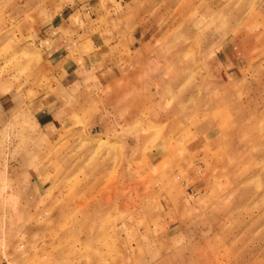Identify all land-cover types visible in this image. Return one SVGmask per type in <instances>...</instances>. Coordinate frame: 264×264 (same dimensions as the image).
Here are the masks:
<instances>
[{
	"label": "rangeland",
	"instance_id": "rangeland-1",
	"mask_svg": "<svg viewBox=\"0 0 264 264\" xmlns=\"http://www.w3.org/2000/svg\"><path fill=\"white\" fill-rule=\"evenodd\" d=\"M0 264H264V0H0Z\"/></svg>",
	"mask_w": 264,
	"mask_h": 264
},
{
	"label": "crops",
	"instance_id": "crops-1",
	"mask_svg": "<svg viewBox=\"0 0 264 264\" xmlns=\"http://www.w3.org/2000/svg\"><path fill=\"white\" fill-rule=\"evenodd\" d=\"M62 44V43H61ZM67 48V46L66 45H63V46H61V48H60V46H59V48H57L56 50V54L57 55H59V57H63V55H62V51L64 50V49H66ZM67 57V56H66Z\"/></svg>",
	"mask_w": 264,
	"mask_h": 264
}]
</instances>
